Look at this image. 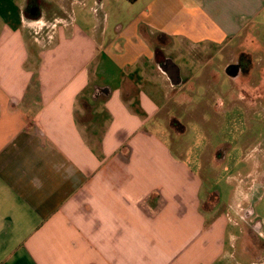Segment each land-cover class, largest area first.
I'll return each instance as SVG.
<instances>
[{
  "label": "crops",
  "instance_id": "1",
  "mask_svg": "<svg viewBox=\"0 0 264 264\" xmlns=\"http://www.w3.org/2000/svg\"><path fill=\"white\" fill-rule=\"evenodd\" d=\"M16 10V27L0 21V264H264V171L229 177L222 204L200 173L170 164L153 128L216 60L184 74L179 51L196 66L217 47L231 80L223 97L244 102L226 71L250 44L264 48V0H21ZM247 143L240 161L257 160L264 143Z\"/></svg>",
  "mask_w": 264,
  "mask_h": 264
},
{
  "label": "rangeland",
  "instance_id": "2",
  "mask_svg": "<svg viewBox=\"0 0 264 264\" xmlns=\"http://www.w3.org/2000/svg\"><path fill=\"white\" fill-rule=\"evenodd\" d=\"M19 4L21 0H0V21L8 17L16 27V23L20 21L16 10ZM258 46L259 44L255 43L246 47L250 54L244 61L248 64L247 81L242 82L245 89L238 88V81H234L237 87V90L234 88L235 94L243 90L246 95L244 102L237 101L236 105L226 102V98L223 97L224 84L231 81L220 69L224 65L225 54L218 53L217 47L209 46L207 49H202V52L196 51L198 60H196V66H192L194 59L191 58L192 54L188 55L186 52L179 51V55H174V58L184 74H189L191 68L194 71L204 68L210 56H214L216 60L209 64L205 72L207 75L202 76L201 80L194 84V89H187L186 95L191 97L187 98L188 103H185L182 109L178 108L179 104L175 102L162 114L166 124L160 121H156L154 126L153 123L151 124L159 137L163 139L162 142L165 141L164 146L174 154L173 157L171 156L173 160L171 159L170 164L175 169H185L193 174L200 173L203 190L209 187L217 188L221 192L219 201L222 204L228 202V193L233 186L230 184L229 177L236 175L238 171L245 173L264 171V151L258 152L257 160L242 162L240 161L242 148L239 146V144L248 145L247 141L264 143V48L261 45L260 48ZM209 71L214 73L216 81L212 82L209 79ZM252 101L256 104L254 110L259 107L258 113H250L249 110V114L243 116L239 108L241 105H250ZM225 105L229 109L226 116L224 114V117H221L220 114L213 113L212 121L210 113L223 110ZM220 121L224 124H220ZM212 151H214L213 162L210 161L209 156ZM228 153L229 156H227ZM216 171L220 175L217 179H213L212 174ZM263 205L260 204L256 208V211L260 209L262 218H264Z\"/></svg>",
  "mask_w": 264,
  "mask_h": 264
},
{
  "label": "flooded vegetation",
  "instance_id": "3",
  "mask_svg": "<svg viewBox=\"0 0 264 264\" xmlns=\"http://www.w3.org/2000/svg\"><path fill=\"white\" fill-rule=\"evenodd\" d=\"M246 59L247 57L245 55H242V52H240L236 54L234 60L228 64L229 67L226 73L229 77H231L233 81H240V83L247 81L246 73L248 72V64L244 62ZM234 75H237L239 77L235 79V77L237 76Z\"/></svg>",
  "mask_w": 264,
  "mask_h": 264
},
{
  "label": "water",
  "instance_id": "4",
  "mask_svg": "<svg viewBox=\"0 0 264 264\" xmlns=\"http://www.w3.org/2000/svg\"><path fill=\"white\" fill-rule=\"evenodd\" d=\"M170 77L172 79V81L177 84V82H179V74L176 68H170ZM237 76V75H234Z\"/></svg>",
  "mask_w": 264,
  "mask_h": 264
},
{
  "label": "trees",
  "instance_id": "5",
  "mask_svg": "<svg viewBox=\"0 0 264 264\" xmlns=\"http://www.w3.org/2000/svg\"><path fill=\"white\" fill-rule=\"evenodd\" d=\"M32 12H34V7L33 8L31 7L30 10H29V13H30V16L29 17L30 18H32V14H31Z\"/></svg>",
  "mask_w": 264,
  "mask_h": 264
}]
</instances>
